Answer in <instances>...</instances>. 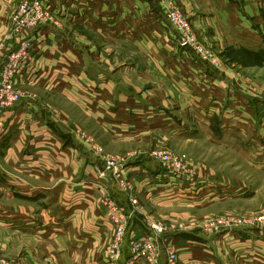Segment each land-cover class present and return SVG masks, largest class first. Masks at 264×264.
<instances>
[{"label": "crops", "instance_id": "1", "mask_svg": "<svg viewBox=\"0 0 264 264\" xmlns=\"http://www.w3.org/2000/svg\"><path fill=\"white\" fill-rule=\"evenodd\" d=\"M21 1L0 0V62L10 46L2 49L1 43ZM195 4L187 12H196L192 20L197 25L215 26L216 34L220 26L236 45L264 53V0H196ZM49 5L63 26L23 33L24 38H35V59L17 78L19 89H35L40 97H28L0 113L6 124L0 138V244L5 235L8 254L21 244L29 251L35 249L39 262V257L47 258L49 253L55 256V264L93 261L96 244L110 240L115 232L99 199L109 192L118 197L123 209H131L129 196L118 188L110 170L102 168L95 154L63 128L54 113L59 109L71 111L76 106L89 117L88 124L113 137L151 129L189 140L206 134L213 141L241 149L254 168L264 171V138H259L264 119L245 103L250 96L246 85L179 46L170 27L158 28L159 15L150 13L148 0H51ZM69 25L87 27L113 44L135 42L140 56V65L133 68L135 75L140 82L152 78L162 82L168 99L178 102V113L152 93L142 92L140 82L118 75L106 57L111 47L101 52ZM48 97L59 104L56 110ZM180 117L192 124L180 125ZM238 135H249V140L239 141ZM140 162L149 172L158 169L162 174L156 160ZM151 176L144 187L143 177L136 180L139 194L167 204L168 196L180 192L188 208L203 209L249 193L247 188L208 174L199 173L194 183L170 175L162 181L160 173ZM17 238L21 243L15 244ZM180 245L181 264H264V234L254 230L240 229L226 241L201 234Z\"/></svg>", "mask_w": 264, "mask_h": 264}, {"label": "rangeland", "instance_id": "2", "mask_svg": "<svg viewBox=\"0 0 264 264\" xmlns=\"http://www.w3.org/2000/svg\"><path fill=\"white\" fill-rule=\"evenodd\" d=\"M148 2L151 6L150 13L154 14V16L159 15V17H157L159 23L158 28L164 29L165 27H170L169 29L171 32L174 30L175 36L178 37L177 44L181 46L179 43L180 34L168 21L160 1L148 0ZM195 2L196 0H175L176 6L182 11L183 15L190 23L192 31L196 35L198 46L212 53L216 58L215 62L206 60L207 64H210L215 70L224 74L229 72L232 78L237 77L243 81L244 85H246L244 88L250 94V98L247 97L248 99L246 98L247 100L245 103L261 115L257 116L255 114V116L264 119V64L251 54H248L244 48L236 45L232 38L227 36L220 26H217V37V28L215 26L197 25V22H193L192 18L196 12H191V15H189L187 11H190L194 5L196 6ZM262 13L264 16V10ZM262 22L264 24V21ZM68 28L72 29L73 33H81L80 39H83L84 42L89 45H95L101 52L111 47L112 51H106V57H109L114 71L118 73V75L122 74L123 76H129L131 80L140 82V79L137 78L133 69L136 65H140V56L136 53L134 48L138 45H135V42L128 40L126 43L122 42L121 45L117 43L113 44L97 33L92 32V30L87 27H72L69 25ZM5 40L6 36L4 38V41ZM158 41L161 42V40ZM153 42L154 41H152V43ZM142 63L144 64V62ZM125 71H127V73ZM142 81L140 82L142 92L152 93L155 99L159 100V103L168 107L169 110L171 109L175 113H178V102H173L168 99L169 94L164 91L165 87L161 85L162 82L157 83L154 78ZM24 92H26L27 98L34 96L35 98L40 97V93L35 89L32 91L24 90ZM48 101H50L51 108L56 110V108L59 107V104L54 102L56 100H52L48 97ZM43 102L45 103L44 100ZM167 102L168 105L166 104ZM61 110L59 109L57 112L54 111V113L57 118L59 117L63 122V128L68 129L69 133L79 142H82L85 148L95 154L102 168L108 169V166H112L108 165V159L119 165H124L118 171L119 180L123 182V185H121V182H117V186L120 190L126 189L128 192L127 195L129 196L131 209L125 208L126 214L130 217V213L134 212L127 222L129 238L126 237L124 239L125 246L128 244V240L140 241L138 239L142 237H138V234L141 233L142 230L146 231V227L151 225V223L161 222L167 226L168 231L171 233V235L169 233L163 239L165 250L161 252V260L163 259L164 261L166 256L169 257V252L167 255V250L171 251V249H173L178 255L176 264H181L180 249L182 245L180 244L182 240H186V238L192 239L195 236L198 237L204 234L205 236L221 237L226 241L231 240L233 235L240 229L254 230L264 234V231L260 230L259 227L255 229L243 227L229 231L224 229V231H220L219 233L207 229V224L210 221L223 216H237L242 218V220L247 219L250 221L251 218H257V216L264 213V171L254 168L245 157L246 155L244 156L241 154V149L226 143L213 141L206 134H201L199 137L189 140L184 135L178 136L174 133L163 131L162 129H151L124 137H120V135L113 137L106 133L104 129L95 128L92 123V125L88 124L86 119L89 117L85 116L76 106L72 108L71 111L68 109ZM78 115H81V118L77 117ZM178 119L180 125H182L183 122L185 123V121L188 124H192V121L186 120L185 117H180ZM259 134L262 136H259V138H264L263 131H259ZM70 137L69 135V139ZM233 137L236 138L235 136ZM237 139L239 141H247L249 140V135H238ZM161 151L171 152L180 160L188 162L198 173L219 178L226 184L230 183L240 188H247L249 189V193L242 197H232L216 204L213 203L214 205L212 204L203 209L186 207V197H183L180 192L177 196H168L167 204H165L166 201H164L165 203L163 201H157L154 197L148 198L144 193L139 194L137 192V179L141 177L144 178V181L140 180L143 182L144 187L148 178L153 179L151 174L160 173L162 181L167 177L168 174L165 169H163L162 174L158 169L155 171L154 169H150L151 172H149V169H146L143 163L140 162V160L146 161L148 159H153L155 157L154 153L156 152L159 154ZM80 158H83L81 154ZM131 161L135 163L129 165ZM113 180L116 183L115 179ZM110 198L120 206L118 197L112 193L106 192L99 199V204L104 210L107 208L105 202ZM131 225L133 226L132 232L129 231ZM193 233H195V235ZM16 240L15 244L21 243L18 238ZM173 240H180V242L177 241V243H175ZM2 241L3 243L0 244V262L5 259L9 264H22V262L28 264H55V256L53 254L49 253L47 258L39 257L38 259L41 260V262H39V260H36L38 255L36 251H34L35 249L29 251L27 246L21 247V244L18 245L19 249L8 254L6 250L8 240L5 238V235ZM115 243H120V240H116L113 236L104 243L101 242L98 243V245L96 244V252L93 261L89 260L84 263L82 262V264H107V258L105 260V257L110 254V248L114 246ZM79 256V258H81L80 254ZM68 262L70 263L71 260H64L63 264H67Z\"/></svg>", "mask_w": 264, "mask_h": 264}, {"label": "built area", "instance_id": "3", "mask_svg": "<svg viewBox=\"0 0 264 264\" xmlns=\"http://www.w3.org/2000/svg\"><path fill=\"white\" fill-rule=\"evenodd\" d=\"M162 9L167 16L170 24L179 32V43L182 47L192 50L201 60L216 61L214 55L207 50L205 51L198 46L197 38L192 31L191 25L183 15L182 11L176 6L175 0H159ZM51 0H22L16 8L10 32L6 35V40L1 43L2 49L10 44L7 53L2 57L0 62V113L7 109L13 108L22 100L27 98L26 92L17 87V78L25 72L29 64L35 59V38L34 36L24 38L23 33L26 31H35L44 26H51L57 29L62 28V19L55 13L49 5ZM7 44V45H6ZM6 124L0 118V138L5 132ZM153 158L159 162L168 175L178 178L180 181L194 183L199 180V173L188 162L180 160L171 152L161 151L159 154L154 153ZM108 159V169L116 183L123 185L119 180L118 171L124 166L116 162L113 164ZM117 178H116V177ZM127 194L126 189L121 190ZM135 201V200H134ZM130 202V201H129ZM105 217L115 227L114 237L120 240L110 248V254L107 256V264H135L138 261H144L149 264H176L177 254L175 250H167L169 257L161 260V252H164V237L170 232L167 226L161 222L151 223L147 226L145 235L138 239L140 241H129L125 246L124 239L128 236V221L130 217L125 210L115 203L111 198L105 202ZM128 216V217H127ZM251 222V223H249ZM259 227L264 231V213L251 218L242 220L237 216H223L210 221L207 229L219 233L225 230H235L238 228ZM171 235V233H170ZM0 264H9L5 259Z\"/></svg>", "mask_w": 264, "mask_h": 264}, {"label": "trees", "instance_id": "4", "mask_svg": "<svg viewBox=\"0 0 264 264\" xmlns=\"http://www.w3.org/2000/svg\"><path fill=\"white\" fill-rule=\"evenodd\" d=\"M246 52L248 54H251L256 59H258L261 63H263V61H264V53H262V52H251V51H248V50H246Z\"/></svg>", "mask_w": 264, "mask_h": 264}]
</instances>
